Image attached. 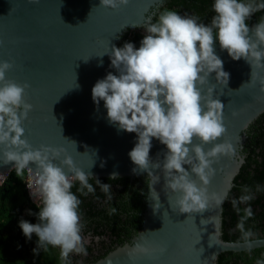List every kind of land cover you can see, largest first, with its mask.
Returning a JSON list of instances; mask_svg holds the SVG:
<instances>
[{
	"label": "water",
	"instance_id": "obj_1",
	"mask_svg": "<svg viewBox=\"0 0 264 264\" xmlns=\"http://www.w3.org/2000/svg\"><path fill=\"white\" fill-rule=\"evenodd\" d=\"M165 1L130 0L128 6L112 10L100 7L101 0H0V61L13 65L6 79L29 86L24 99L32 110L23 124V138L34 149L41 145L63 149L54 163L62 166L60 162L67 152L75 167L91 174L89 179L116 174L117 178L148 180L140 230L129 242L93 264H217L222 253L248 251L242 242L222 239L224 203L217 208L213 202L201 213H180L176 207L180 194L166 186L162 168L150 169L158 181L147 171L134 173L136 166L129 152L138 141L137 134L118 130V125L107 118L104 101L97 106L92 98V89L99 80L109 73L119 75L106 53L113 47L120 48L124 35L142 27ZM214 49L223 61L224 71L230 74L229 82L224 86L212 73L202 91L207 95L215 85L213 95L225 105L228 130L217 143L228 140L236 154L221 157L213 165L216 175L208 193L227 192L228 196L244 164L248 127L264 114V85L259 82L264 78V68L256 69L257 80L251 84L252 67L248 62L243 58L233 60L218 40ZM211 147L205 145V151ZM167 151L166 145L152 139L149 155L153 162L162 163ZM29 167L34 173L38 166L30 163ZM184 167L191 172L189 165ZM14 169L15 162L4 164L0 160V177ZM64 171L76 180L67 167ZM192 179L201 186L198 177L193 175ZM252 243L251 251L264 248V239Z\"/></svg>",
	"mask_w": 264,
	"mask_h": 264
},
{
	"label": "clouds",
	"instance_id": "obj_2",
	"mask_svg": "<svg viewBox=\"0 0 264 264\" xmlns=\"http://www.w3.org/2000/svg\"><path fill=\"white\" fill-rule=\"evenodd\" d=\"M129 4L130 0H101L100 7L119 10ZM212 10L216 15L209 25L200 22L196 15H180L167 8L160 12L155 23L152 17H148L142 26L146 35L140 48L136 49L131 42H126L122 48L113 47L106 54H110L111 64L119 75L109 73L92 89L96 105L104 101L109 122L118 125V130L138 136L135 147L129 152L136 166L133 172L147 171L148 176H154L150 169L162 168L166 186L173 193L180 194L176 207L180 213L187 214L201 213L213 202L217 208L223 205L227 192L211 196L208 193V186L216 175L213 165L221 157L231 158L236 154L234 145L228 140L217 143L228 130L224 123L225 105L213 95L215 85L207 90V95L202 91L209 84L212 73H216L217 82L224 86L229 82L230 74L224 71L222 59L215 54L216 41L233 60L243 58L251 65V84L257 80L256 69L264 68V18L251 29L246 24L254 13L264 10V2L214 0ZM12 67L11 63L0 61V160L4 164L15 162L17 177L25 169L32 173L29 164H36L38 167L34 173L42 202V207L37 205L39 223L21 220L20 228L28 240L33 234L38 237L34 254L47 253L49 246L59 248L62 264H71L70 254L87 256L88 253L79 211L82 202L72 193L73 180L65 173L64 167L74 173L83 195L95 192L89 183L91 174L75 167L67 152L60 162L62 166L54 163L63 149L44 145L34 149L23 138V124L32 105L24 99L29 86L6 79V73ZM259 82L264 85V78ZM153 138L168 149L162 163L150 158ZM194 140L200 143L196 144ZM209 144L213 147L205 151L204 146ZM184 165H189L191 172ZM193 175L198 177L201 186L192 179ZM154 177L158 181L159 177ZM116 178V174L110 177ZM96 181L102 191L109 192L110 184ZM27 186L32 189L31 184ZM256 191H261L259 185ZM242 193L231 201L238 214L239 204H248L255 199L252 189L247 186ZM243 212L237 229L242 246L250 252L256 233L246 230L245 223L254 213L250 206ZM256 264H264V259H258Z\"/></svg>",
	"mask_w": 264,
	"mask_h": 264
},
{
	"label": "trees",
	"instance_id": "obj_3",
	"mask_svg": "<svg viewBox=\"0 0 264 264\" xmlns=\"http://www.w3.org/2000/svg\"><path fill=\"white\" fill-rule=\"evenodd\" d=\"M241 2L261 3L264 0H241ZM213 4L214 0H166L152 11V22H157L160 12L167 8L177 11L180 15H196L200 18V22L209 25L212 17L216 15L212 10ZM261 18H264V10L254 13L246 24L249 28L253 27L261 21ZM145 35L143 27L128 31L120 42V48L126 42H131L136 49H139ZM244 156V164L235 177L234 185L223 205L222 239L226 242H242L237 224L244 214V208L249 206L254 215L246 221L245 229H251L256 233L253 240L264 239V114L248 127ZM96 180L89 179V183L95 189L94 193L83 195L79 191L78 180L73 181L71 191L82 202L79 211L84 224L83 235L94 238L91 245L85 244L88 255L93 257L94 252H102L109 247L93 259L82 258L75 253L70 254L71 264L95 263L116 247L129 242L141 228L148 180L145 177L98 179L103 184L111 185L108 193L101 190ZM257 185L261 188L259 192L256 191ZM245 186L252 189L255 199L248 204H239L238 214L232 207L231 201L243 194L242 189ZM84 191L87 192V189ZM37 205L42 207V202L32 203L22 180L15 176L14 171L9 173L0 184V264H62L58 248L49 246L47 253L40 251L39 255L34 254L38 237L33 234L32 239L28 240L20 228L21 220L32 224L39 223L40 209ZM95 240H98V246ZM114 244L115 246L112 247ZM258 259H264V248L250 252L222 253L218 257L217 264H256Z\"/></svg>",
	"mask_w": 264,
	"mask_h": 264
},
{
	"label": "built area",
	"instance_id": "obj_4",
	"mask_svg": "<svg viewBox=\"0 0 264 264\" xmlns=\"http://www.w3.org/2000/svg\"><path fill=\"white\" fill-rule=\"evenodd\" d=\"M14 173H15V170H14ZM8 175L9 174H6L5 177H7ZM15 176L17 177L16 173H15ZM5 177L3 179H5ZM18 178H20L22 180V183L24 185L25 191L27 192L29 199L32 200V203L40 204L41 203V198H40V196L38 194V186L36 184L35 173H33V172L30 173L28 169H25L23 174L21 176H19ZM27 184H31L32 185V189L31 190L28 188Z\"/></svg>",
	"mask_w": 264,
	"mask_h": 264
},
{
	"label": "flooded vegetation",
	"instance_id": "obj_5",
	"mask_svg": "<svg viewBox=\"0 0 264 264\" xmlns=\"http://www.w3.org/2000/svg\"><path fill=\"white\" fill-rule=\"evenodd\" d=\"M84 233H83V231H82V236L86 239V241H87V245H91L92 244V241H93V237L92 236H85V235H83ZM95 242H96V245L98 246V240H95ZM109 245V243L107 244V246ZM111 245V244H110ZM124 245V244H123ZM115 246V244L114 245H112V247H114ZM109 247V246H108ZM107 247V248H108ZM106 248V249H107ZM117 248V247H116ZM59 249V248H58ZM106 249H104L102 252L101 251H96V252H94V254H93V257L92 256H90V255H88L87 254V256H84V255H81L82 256V258L83 257H88V258H90V259H93V258H95L96 256H98L99 254H101V253H103Z\"/></svg>",
	"mask_w": 264,
	"mask_h": 264
},
{
	"label": "rangeland",
	"instance_id": "obj_6",
	"mask_svg": "<svg viewBox=\"0 0 264 264\" xmlns=\"http://www.w3.org/2000/svg\"><path fill=\"white\" fill-rule=\"evenodd\" d=\"M3 177H0V184H1V180H4V179H2ZM6 178V177H5ZM38 194H39V191H38ZM31 200V199H30ZM31 202H32V200H31ZM38 202V201H37Z\"/></svg>",
	"mask_w": 264,
	"mask_h": 264
}]
</instances>
